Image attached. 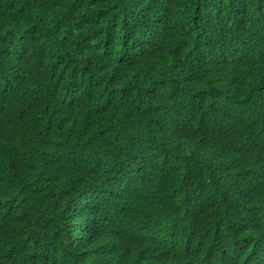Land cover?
<instances>
[{"label": "clouds", "instance_id": "9594fccd", "mask_svg": "<svg viewBox=\"0 0 264 264\" xmlns=\"http://www.w3.org/2000/svg\"><path fill=\"white\" fill-rule=\"evenodd\" d=\"M89 1L74 0L71 18L78 24L69 21L67 31L76 33L75 27L80 36L69 40L71 48L57 47L50 36L35 40L13 25L14 17L0 15V92L18 95L17 108L64 97L72 119L70 129L49 135L65 190L41 202L31 221L45 222L47 239L67 234L65 246L38 248L26 226L0 264H264V25L253 3L235 12L227 0H199L195 9L204 20L194 29L179 27L178 50L153 32L161 14L146 15L135 5L124 10L121 20L131 30L119 52L105 42L114 33L101 14L94 18ZM213 9L217 19L232 24L238 15L243 22L212 36L206 18ZM258 9L264 16V6ZM206 45L214 59L204 55ZM137 58L144 71L136 67L124 90L109 91L129 92L142 110L161 106L149 117V132L163 139L154 147H139L144 132L123 136L120 123L101 114L110 105L97 108L86 99L103 80L116 85L111 78L125 74L121 62ZM149 80L164 87L156 91ZM166 92L215 99L186 117ZM150 93L165 99L158 102ZM232 109H239L236 115L223 114ZM120 178L138 183L152 205L133 225L126 214L136 212L139 198L113 197Z\"/></svg>", "mask_w": 264, "mask_h": 264}, {"label": "trees", "instance_id": "16d2710c", "mask_svg": "<svg viewBox=\"0 0 264 264\" xmlns=\"http://www.w3.org/2000/svg\"><path fill=\"white\" fill-rule=\"evenodd\" d=\"M9 1L12 4H9ZM90 1L93 5L92 12L94 18L101 14L100 18L102 22L110 25L111 31L114 33V37H108L105 42H110L109 45L114 43V46H118L119 52L122 49L124 50L122 43L124 38L129 34V30H131L121 20L124 17V10L133 9L135 5L140 6V9H143L146 15L152 12L161 14V18L157 21L153 32L164 35L160 38H167L177 50L183 46L182 40L179 38L182 36L179 27L184 25L187 26V30L194 29L204 20V18L198 16L195 9L199 0ZM227 1L229 3L228 9L235 12H242L247 5L253 3L254 14L256 13V16H258L259 23L264 25V16L260 14L258 9L260 6H264V0ZM74 3V0H0V15L4 19H13L12 17H14L15 23L13 25L17 29L20 28V25L24 29H27L25 32H30L34 37L37 36L35 40H38L43 35L50 36L57 47L71 48L69 40L78 38L77 34L79 35L75 27L74 29L77 34L73 30L67 31L70 29L68 26H71L69 21H74V24H78V18H71L72 11H76ZM214 15L215 9L207 17L209 20L206 18V26L208 27L209 34L212 36H214L213 31L229 34L233 26L243 22L238 15L234 16L232 24H230L231 20L225 17L223 19L220 16L217 19ZM153 16L156 15L154 14ZM16 19L19 21V25ZM114 46L112 49L115 48ZM159 48L166 49L167 44H162ZM209 48V45L205 46L204 55L214 59L213 50H209ZM236 51L240 52L238 49ZM122 58L125 59L124 55ZM132 60L135 64L128 60L130 64L125 62H121L120 64L125 72L121 77L122 81L111 78L116 80L117 84L109 85L106 80H103L98 83L97 88L92 87L90 91L92 94L86 99L91 104L95 102V107L97 108L106 106V104L110 105L104 108L101 114L114 117L120 123L123 136L125 134H131L132 136L145 134L147 138L139 142V147L158 146L157 142L163 139L159 133L152 134L149 132V127L151 126L149 124V117L151 115L155 117L157 115V109L162 110L161 106L155 107L152 111L147 109L142 110L139 108V101L132 100L133 95L131 97L129 92H126V94L121 92L115 95L109 91L114 86H117L118 90H124L126 85L125 81L128 80L127 73L142 66L138 58ZM81 76L87 78L85 75ZM150 82L151 88L156 91L164 87L160 81L151 80ZM149 88L148 86L147 90L151 92ZM150 95L155 97L152 93ZM17 96L12 95L8 91L0 92V187H2L0 190L1 258L6 256L7 246L11 244L12 240L14 242L16 241V237L20 236V233L26 226L34 231L32 234L37 237V240L32 243H37L38 248L48 245L64 247L65 240L67 239V234L65 233L53 236L52 240L51 238L47 239L46 236H43L46 232L45 222L31 221L37 216L34 214L37 212L38 205L41 202L44 203L47 199L60 195L65 190L61 184L62 177L60 168L56 166L58 159L54 158L56 153L55 147H52L54 141H52L49 135L56 131L65 132L70 129L72 127L70 124L72 119L66 114L64 97L52 99L51 103H54L52 105H45L42 102L35 104L34 102L32 105L25 106L24 108H17L14 104ZM164 96L165 98L167 96L175 107L181 106V108H185L188 112L186 117L195 116L199 112L198 107L200 104L215 99V94H206L198 98L195 93L186 94L185 97H182L179 93L167 94L166 92ZM164 96H156L155 98L158 102H161ZM17 101H20V99H17ZM97 108L93 107V109ZM236 110L238 112L239 109ZM236 110L232 109V113L224 111L223 114L231 117L236 115ZM84 114L81 116H84ZM81 123L83 124V121ZM77 128H81V125H77ZM140 132L144 133L140 134ZM211 133L218 134L217 129L211 128ZM251 156L256 160L253 155ZM254 159L251 158L253 162H255ZM259 163L264 168V161L261 162L259 160ZM259 163L256 161L254 165L258 167ZM112 186L113 197L121 194L123 198H139L136 212L131 215L126 214L132 225L146 212L150 211L152 207L150 200L147 194L139 189L138 183L128 182L120 178L116 179ZM114 206L124 207V204L114 202ZM117 225L118 228H121L123 222L120 221ZM122 235L125 236L126 234L123 233ZM112 238L110 237V239ZM41 262L43 263L44 261Z\"/></svg>", "mask_w": 264, "mask_h": 264}]
</instances>
